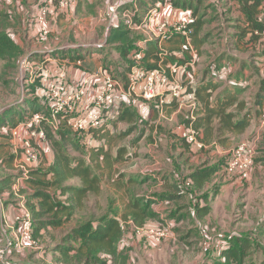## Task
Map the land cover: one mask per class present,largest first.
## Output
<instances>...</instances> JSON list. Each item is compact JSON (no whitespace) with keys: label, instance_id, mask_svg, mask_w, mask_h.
Returning a JSON list of instances; mask_svg holds the SVG:
<instances>
[{"label":"rangeland","instance_id":"374dc122","mask_svg":"<svg viewBox=\"0 0 264 264\" xmlns=\"http://www.w3.org/2000/svg\"><path fill=\"white\" fill-rule=\"evenodd\" d=\"M28 1L30 3H28ZM40 1L41 0H23V2L21 3L20 0V6H23L22 9L24 10L22 12L24 13V15L26 14V17L24 19V25L20 26V29L15 32V36L19 37L18 34L21 36L22 48H20V52L16 56L12 53L13 57L15 58L14 60L7 59L5 63L3 61H0V112L4 111L5 107L10 105V110H13V112L15 111L16 115L20 116L21 114L20 118H22L25 112L29 111L28 108H26L22 113H20L21 107L20 104H17V91L19 92L20 89L18 63L25 55L28 56L31 54L35 59L38 57L39 60L42 57L50 58L56 57L57 55V57L61 61H66L69 63V65H72L74 63L73 60L78 56H83L84 62H82V64L85 69L90 68L87 70H93L101 66L108 72L109 70L113 71L114 76L119 77L120 79L122 78V74L119 72L118 67H125L124 69H128L127 72L129 71L130 67V65L125 64V62H123L122 64H116L115 62L112 63L113 61H115V59H121L118 57L115 47L107 42L109 32L112 27H109L110 21L106 13V8L109 2H121L120 0H80L77 5L75 2L72 7L62 9L61 11H56V9L50 10L48 13L49 26L51 28L50 34L53 33L56 23L62 30H59L58 28V32L55 35L49 34L50 36L48 35L38 37L34 36L33 33L34 31H36L35 16L38 11V7L40 5H45V2L39 4ZM149 1L150 0H137V4L140 6L138 7L142 10V8L147 3H149ZM188 1L189 0H187V2ZM192 1L193 0H190V4ZM202 1L203 2L199 6V8L198 5H196V8L194 7V3H196L197 1H193V5L190 6L188 10L189 13H184L185 15H189V17L192 18V13H195L196 11V19L204 22L201 28V32L199 33V37L202 39L203 43V45L201 46V55L198 56L195 48L191 46V50L193 52V54H189L191 62L187 64L188 70L187 66L185 65L186 68L182 69L181 73L184 72V75H186L187 72H190L191 75L195 73L193 75L194 80H196V82L199 81V84L201 82V74L203 71V76H207L209 81H214L219 84L225 83L231 86L230 82L227 81L228 77L225 67L218 66L216 62L225 54H228L229 57H232L228 52H226V50L232 49L231 47L235 45L234 28H232V26L224 27L222 26V22L224 23L225 20H227V22H230L232 17L235 15V9L228 8L229 5L225 4L229 3L228 0ZM123 9L131 8L125 6V3H123ZM231 10L232 12H230ZM168 16L174 18L176 15L170 14ZM52 17H55V19H52ZM129 17H124L123 20L124 22H130L131 20H133L134 24H137L130 27L126 25V29L128 28L130 31L129 37L135 40H133V48H137L139 40L148 39L146 29H144L142 25L144 15H138V12H136V15H129ZM59 19H61V24L59 23ZM236 30L237 27L235 31ZM32 39H34L35 43H32ZM188 40H190L191 42V36L186 39V41ZM26 43H28L27 49H25ZM86 44L93 46H89L88 48H86ZM141 44L145 48L144 43ZM114 45L116 46L117 44L114 43ZM217 47H219V50H216ZM60 48L62 49V53L59 52L61 51L59 50ZM208 49L212 51L215 56H217L219 53L218 58H210ZM45 50H49L47 54L44 55L39 53ZM114 53H116L115 56L113 55ZM253 55L259 57L257 63L263 61L260 58L259 54ZM194 57L196 60H194ZM128 58L129 60H131L130 57ZM210 62L211 64L208 65V63ZM82 64L80 66L76 65L74 68H71V72L74 74L76 70L81 69ZM111 66L113 67V70L110 69ZM121 81H125L124 83H126L124 77L121 79ZM183 83L184 85L188 86V89H194L197 86H191L192 80L187 79V76L183 79ZM244 90L245 93L243 95V98H245V100L247 99V105L250 106L252 105L254 100H257L255 97V93H258L259 90L255 91L254 89H252L250 83H248L247 81ZM183 91H185V89ZM184 105H182L180 108L178 105L176 106V111L172 113L173 119H170L171 113L165 114V110V112L163 111L158 116L159 119H157L158 121L156 122L158 123V125H163L165 130L159 131L157 125V128H155L152 133V136L154 137L153 140L151 142H148V140L146 139L145 146H143V141L137 145L134 150L139 153L138 158L134 159L135 157H133L126 159V155H123V158L120 161V169L123 172L124 170L126 172L123 175L127 174L132 177L134 175V177H137V179H139L141 175L139 176L137 171L149 163L146 156L142 154L146 152L148 153V151H150L149 154L152 153L154 155H156L157 153H165L168 141V133L174 127L176 133H180L181 126H179V124L182 125L183 122H185L184 119L186 121H189V119H187L186 117L189 114L191 107H189L188 104H186L185 106ZM12 106L14 107L12 108ZM10 107L6 109H9ZM25 107H28V105L26 104ZM10 110L6 113L7 117H10L12 113ZM119 124L120 123H118V125ZM116 130L117 129L115 128V131ZM0 131L5 132L6 126H1ZM0 134L9 135L10 133ZM84 136L85 135L82 134L81 138H83ZM134 137L135 136L131 135L129 138L124 137L118 140L116 138L112 141V145H122V143H126L130 138L133 139ZM236 139H238V141L240 140V138ZM263 139L264 136L261 135L260 131V135H258L255 145L256 149L259 148L262 152H257V150L254 156H257V158L259 157V162L261 163H259L257 161L258 159H256V161L253 163L249 175L241 180L243 182L237 183L236 186H234L235 184H233V186L227 184L220 192L214 189L212 197L210 196V194L204 196L207 192L202 189L191 187L189 181H187L186 178L188 176L189 169H180V167L178 168V165L175 163L174 167L176 168V176L172 180V182L181 184V191L178 194V198H176V200L155 201V203L151 204L153 205V209L156 211H159V208L162 209V212L168 211L166 216L161 218L163 222L162 225H160L159 227H156L157 225L152 226L163 231H159L155 237L150 236L147 238L144 234H139L137 232L135 228L137 225L133 224L131 220L122 223L121 226L123 236L117 242L118 249H120L121 247H125L127 249L125 261L122 264H205L204 261L206 259L205 257L207 256L208 247L213 248L214 251L219 254L220 250L228 246V243L225 244L221 241L216 242L217 238H221V240H228L230 237L236 235H247L252 240V243H255L253 239L256 237L255 233H257L256 229H258L259 226L258 222H260L261 226H264V204H261V200L264 199V170H260L257 172L258 166L264 169V160L262 159L264 158V144L262 143L264 141ZM85 140L87 144L89 142L92 143V140H90L89 137H85L84 141ZM80 141L83 142L82 139ZM157 141H160L164 148H159L157 146ZM238 141L225 153V158L227 156V158L225 159V163L228 160L233 148L240 142ZM45 144L51 146L48 141H45ZM79 146L82 147V151L86 150L87 145L84 147L82 143H79ZM148 146L151 148V150L148 148ZM67 151L71 155H77L79 153L78 150L70 148L69 145ZM203 151L204 149L196 152L201 153ZM46 153H48V148L46 149ZM170 158L171 157H168V159ZM157 161H159L158 158L155 159V162ZM220 161L224 164V160ZM160 168L161 165L158 164V169ZM130 169L131 172L129 173ZM255 170L256 176H253L255 175ZM14 173L16 172L14 171ZM118 174H120V172H117L115 176ZM216 176L220 180L223 179L222 181L229 180L227 176L221 177L220 174H217ZM120 178L122 177L119 176V180H117L116 182L103 181L101 183V191L97 199L94 195H90L88 197V199L86 200L88 208H84V211L87 213L86 215H88L89 213H94L95 216L102 215L112 217L115 215L116 217L120 218V210L122 208L121 203H123V200H126V193L133 191L134 194L139 195L141 198H143L147 191H150L152 189L148 188L145 184L127 186L125 178H122L123 183L125 182V184L121 183ZM71 182L77 183L78 179H72ZM205 187L207 188V182L205 183ZM157 189H159V187H154L153 191ZM33 192V190L27 191V193L30 195ZM150 197L151 198L149 199L155 200V198H157L158 196L156 197L155 194L152 193L150 194ZM209 203L210 214L208 216L207 214L206 216H200L198 214V206H207V204ZM181 208H183V210H181L176 215L170 216L169 214L170 217L174 218H169V211H177L176 209L179 210ZM186 215H188L189 217L187 218ZM242 217L244 218L245 222L236 221L238 218ZM259 217L261 218L258 220ZM250 218L253 219L254 222H252ZM1 219L2 218H0V244L5 241V235L10 232H6V228ZM211 220L214 223L210 222ZM150 223L156 222H149L148 225H150ZM65 231L66 230L64 229V232ZM64 232H60L59 237ZM55 234L57 233L55 232ZM255 239L257 240V237ZM44 241L45 240L42 239V242ZM258 245L259 244L255 243V245L253 246L254 255L252 253L250 257H247V259L245 260L246 264H257L259 262V259L261 258L259 249H261V246ZM210 250L212 252V249ZM20 253H24V251ZM127 255L128 259H126ZM216 257H218V255L214 254L213 258ZM252 259H254V262ZM249 260H251V262ZM18 261L21 264L26 263H23L22 260ZM117 261L119 262V264L123 262L121 258H118Z\"/></svg>","mask_w":264,"mask_h":264},{"label":"trees","instance_id":"16d2710c","mask_svg":"<svg viewBox=\"0 0 264 264\" xmlns=\"http://www.w3.org/2000/svg\"><path fill=\"white\" fill-rule=\"evenodd\" d=\"M150 1L152 7L158 6L161 11V6L165 5L178 8L181 10L180 16L182 17L185 15L184 13L188 12L189 7L193 5V1L195 0H193L191 4L190 0L188 2L187 0ZM196 1L197 2L194 4L200 2V0ZM247 1L248 0H245V3ZM42 2H45V4L50 2L51 5L56 3V0H41L39 4ZM258 5L259 1L254 0L250 6H245L244 13L249 24L245 27H239L240 29L238 28V41L243 40L242 38L246 36L249 37L248 41H251L252 43H264L260 39V36L255 34V31L261 30L264 25L261 20L264 11L260 9V12H258L256 10ZM42 6L43 5H40L38 9ZM196 13V11L195 13H192V34L190 35L191 44L194 46L202 43L199 33L201 32L203 22L196 19ZM129 34L130 31L128 28L126 29L125 23H121L119 27L112 28L110 30L107 42L115 47L117 55L121 59H115L112 63L115 62L116 64H122L125 62V64H133L132 61L129 60L128 55L135 50V48H133L135 40L131 39ZM165 42H167L166 44H182L181 53L185 56V59L175 57V55L170 52V49H168L169 55L166 54L164 56L165 59L162 63L184 65L186 62H190L187 53L189 48L186 44V38L182 34H173ZM114 43L117 45L115 46ZM166 44L160 45L159 41L153 39L146 41L143 56L140 61L141 66L145 70L157 67L160 57L163 55V50L166 49ZM59 50H61L59 52L62 53V49L60 48ZM19 52L20 49L17 48L12 40L4 32L0 31L1 58L5 60H12V53L16 56ZM259 55L260 58H264L263 53ZM83 58V56H78L73 61H83ZM258 58L259 57L255 55L253 61L257 63ZM256 67L259 68L260 66L257 65ZM124 68L125 67H121V69H123L121 74L126 80L125 72L127 73L128 69ZM261 68H264V63ZM35 84L30 86L27 93L29 95L25 96L23 100L19 102L21 107L20 113H22L26 108L29 110L23 114L22 118H20L21 114L20 116L16 115L13 110L11 111L12 113L10 117L6 116V110L0 112V126H6V131L0 133L9 134L10 128L17 126L23 121L31 119L33 114L36 112H48L46 109L47 104L44 103L43 98L35 92L38 82ZM214 88L215 86L211 83H206L203 85H197L194 89H191L194 92L196 99H199L202 104L201 107L197 109L195 117L187 121L186 124H188V127L193 128V130L197 133L198 138L202 141H207L209 139L208 137L211 133H213V130L215 129L213 123L215 120L218 121L216 128L218 135L224 134L225 132L240 134L244 132L249 125L250 112H246L243 116L237 118L238 115L236 113L227 110L235 103L237 104L236 107H239V110L245 108V105L243 103L241 105V102L238 101L237 97L232 95L219 98L217 97L213 105L209 104L208 99L210 98L211 91ZM261 88L264 90V78L261 80ZM18 96L19 93L17 91V97ZM256 96L259 98L260 93H257ZM166 100L167 101H165L162 105L165 108L175 109L178 105L177 99L175 98L170 97L168 99L166 98ZM148 103H150V105ZM23 104H27L28 107H25ZM146 104H148V109L146 110L147 115L146 117H142L139 110H141L142 107L146 108ZM158 109L159 102L157 99L147 101L141 97L132 96L128 102L122 103L118 110L117 117L103 123L97 129H91L87 133H75L71 131L63 121H60V126L57 131H52L50 125L43 124L45 129L44 140L48 141L53 148V162L47 169L41 168L42 159L45 156V153L42 150L40 155V165L34 168L29 173L28 177L24 179L29 186L33 185V187H35V189L32 188V190L35 191L31 195L26 193L25 196L23 195V198L12 199L14 197L16 198V196L20 194V187H22V185H20L16 190L12 188L16 173L11 174L10 177H5V184L2 180V191H5L6 189L9 193V197L7 198H10V200H7L6 203L14 202L15 204L12 215L8 217V220L6 218L7 222H13L15 214L27 209L31 216L32 237L37 240V242H40V238L42 237L41 231L43 230H46L49 235L50 230L54 231L60 228V232H64L65 229L66 231L61 234L60 240L65 243L62 247L63 252L66 255V264H119L117 261L118 258H121L123 261L120 264L124 263L127 249L125 247H121L120 249L117 248V242L123 236L121 224L131 220L133 224L139 227H152L153 225H157L156 227H159L163 224L162 219L160 218L158 211L154 210L152 207L153 205L151 204L155 203V201L176 200L179 192L181 191V184L172 182L173 184L167 185L165 190L156 193L155 196H158L159 198L157 197L155 200L146 198L145 196L141 198L139 195L134 194L133 191V193L128 192V194L131 195V199L125 203L123 208L124 213L120 218L115 215L112 217L102 215L95 216L93 213L86 215L87 213L84 211V208H88L86 203L88 197L90 195H98L101 191L100 182L102 179H111L114 177V179L119 180V176L123 178L124 172L120 169V161L122 160L124 154L127 157L126 159L133 158L137 156V153L133 150V148L134 146H137L143 137H145L148 141L153 140L151 132L147 133L145 131L151 130L152 124L150 121L157 116ZM118 122L125 125L115 131ZM110 127L113 132L110 131ZM158 129L159 131L165 130L163 125H158ZM82 134L85 135L83 138H81ZM86 135H88L87 137L92 140V143L89 142L90 144H87L86 140L84 141ZM131 135L135 137L133 139L130 138L126 143H122V145L118 146L112 145V141L114 139L117 138L118 140L124 137L129 138ZM81 139L83 142L80 141ZM181 139L182 140H180V142L187 151L195 152L202 150L190 144L185 136L181 137ZM78 141L80 144L82 143L84 147L87 145L85 151L81 150L82 147L79 146ZM68 145L70 148L78 150L79 153L77 155L69 154L67 151ZM157 146L159 148H163L160 141H157ZM171 148L174 149L175 145L172 144ZM112 153H115L114 158ZM173 163L175 164L174 161ZM224 164H226L225 161ZM224 164L220 160L211 165L202 163L188 173V176L186 177L187 181H189L191 187L201 189L206 182H209L210 179L216 177L217 174H220L221 177L227 176L228 179H231V176L227 175L224 170ZM113 167H115V172L112 174ZM117 172H120V174L115 176ZM72 179H78L79 183H68V181ZM148 181L155 182L156 180L148 175L143 177L141 175L139 179L128 175L126 185H140L145 184ZM168 188H170V190H168ZM214 189L216 190V188ZM24 192L26 191L23 189L21 194ZM205 194L206 195L204 196L208 195V193ZM208 209V206H198V214L203 216L207 213ZM176 210L177 211H169L168 216L169 214L170 216L176 215L182 210V208ZM170 216L169 218H174ZM261 217H259L258 220ZM153 221L156 223H150V225H148L149 222ZM258 225L259 227L261 226L260 222H258ZM256 230L257 232L258 230L264 231V226H261ZM50 236H52V238L54 237L53 235ZM255 238L253 239L254 242L259 244L256 242L257 240ZM216 240V242L221 241L225 244L228 243L227 247H224L219 251L220 258L216 264H246L245 260L247 257H250L254 251L253 246L255 243H252V240L247 235H236L230 237L228 240H221V238H217ZM258 246H261L264 251V247L261 244ZM69 254H71V256ZM126 259H128V255L126 256ZM249 261L251 262V260Z\"/></svg>","mask_w":264,"mask_h":264},{"label":"built area","instance_id":"2783aa9c","mask_svg":"<svg viewBox=\"0 0 264 264\" xmlns=\"http://www.w3.org/2000/svg\"><path fill=\"white\" fill-rule=\"evenodd\" d=\"M75 2L76 0H56V3L50 5L48 2L39 8L35 16L37 32L34 31L33 35L48 36L51 32L48 20L49 11L54 9L61 11L72 7ZM262 10L264 11V7ZM106 13L110 21L109 27L117 28L121 23L129 27L137 25L133 20L124 22V17L136 14L131 9H123V3L109 2ZM159 13L158 6H153L144 15L142 25L146 29L148 39L139 40L137 48L130 53L129 57L133 64L127 72L126 83L115 77L112 71L108 72L101 66L94 70L81 68L73 74L71 68L76 65L80 66L82 61L77 60L69 65L68 62L61 61L57 55L50 58L42 57L39 60L38 57L35 59L30 54L25 55L19 61L20 89L17 104L29 95L27 93L30 86L38 82L35 92L47 104L48 112H36L31 119L9 129L13 140L11 153L16 172L12 184L14 190L18 189L29 173L41 163L40 155L45 143L43 124L50 125L52 131H57L60 121H63L75 133H87L117 117L122 103L128 102L132 96L141 97L147 101L157 99L159 105H163L166 98L171 97L177 99L179 108L185 103L191 107V110L198 107L194 92L191 89L188 90V86L183 83L184 72L181 73V70L186 68L185 65L173 63L164 65L161 62L157 67L145 70L140 64L144 52L141 43L145 46L147 40L153 39L161 44L176 33L182 34L186 39L192 34V18L189 15L171 18L168 15L159 17ZM261 20L264 23V14ZM255 34L259 35L264 42V25L261 30H256ZM89 46L93 45H85L86 48ZM48 51L39 53L45 55ZM185 137L196 148H204V143L198 138L193 128L188 129ZM255 142L256 139L242 141L233 148L224 165L227 175L240 180L249 175L254 163ZM2 219H4V224L12 229L14 237H6L5 241L0 244V264H21L10 255V252L13 249L23 250L36 245L32 237L30 213L25 209L15 214L11 223L7 222L4 215ZM135 228L139 234H144L147 238L155 237L159 231H163L156 227L136 226Z\"/></svg>","mask_w":264,"mask_h":264},{"label":"crops","instance_id":"0c3cea01","mask_svg":"<svg viewBox=\"0 0 264 264\" xmlns=\"http://www.w3.org/2000/svg\"><path fill=\"white\" fill-rule=\"evenodd\" d=\"M120 1H121L120 3H125V6L130 7L131 10H133L135 12V14H136V12H138V15L140 14L141 16L145 15L152 8L151 2L147 3L141 10V8H139L140 6L137 4L138 3L137 0H120ZM130 1H132V2H130ZM228 1L231 4H229V3L228 4L225 3V4L229 5L228 8L235 9L234 10L235 15L232 17L230 22H227V20H225L224 23L222 22V26H224V27L225 26H232V28H234L235 45H233L231 47L232 49L226 50V52H228L232 57H229L228 54H225L223 57H221L216 62V64L218 66L225 67L227 77H228L227 81L230 82L231 86H229L225 83L219 84V83L214 82V81H209L207 76L206 77L203 76V71L201 74V82L199 84H198L199 81L196 82V80H194L193 75L195 73H193V75H191L190 72H187L186 75H184V78L187 76V79H191L192 80L191 86H193V87L196 85H203L206 83H211L212 85L215 86V88L211 91L210 98L208 99L210 105L214 104L217 97L219 98V97L230 96V95L237 97L238 101L241 102V105H242V103L245 105V108H243L242 110H239L238 109L239 107L237 108L236 107L237 104L235 103L231 107H229L227 110L233 111V113H236L238 115L237 118L243 116L246 112H250V114H249L250 115L249 116L250 117L249 125L244 130V132H242L240 134H232L229 132H227V133L225 132L224 134L218 135V132L216 131L218 121L215 120L213 123L214 128H215L213 130V133H211V135L208 137L209 139L207 141L206 140L202 141L205 145L203 148L204 151L201 153L196 152V151L195 152H189L186 150V148L180 142V140H182L181 137H184L185 134L187 133L188 129L190 128V127H188V124H186L187 121L184 119L185 122H183L182 125L179 124V126H181V132L180 133H178V134L176 133V130L174 129L175 127L172 128L171 131L168 133V141H167L165 153L164 152H163V154L157 153L156 155H154L152 153L149 154L150 151H148V153L146 152V153L142 154V155L146 156V158L148 159L147 161L149 163L137 171L139 176L142 175V177H143V176L148 175V176H151L153 179L154 178L156 179L155 182L148 181L145 183V185H147L148 188H152L150 191H147V193L145 194L146 198H151L150 194L153 193L156 195V193H158L159 191L165 190L167 185L173 184L172 180L176 176L175 175L176 169L174 167L173 161L178 165V168L180 167V169H186V170L189 169L188 170V173H189L195 167H197L198 165H201L202 163H206L207 165H211L213 163H216L219 160L225 161L227 156L225 158L224 155L229 148L233 147L237 143L238 139H236V138H240V140H239L240 142L246 141V140H251V139L257 140L258 135H260V131H261V135L264 136V130H263L264 129V122L262 121V118L264 115V90H263V88H261V80L264 78V68H261V66L263 65L264 62L260 61L259 63H256L255 61H253V59H254L253 54H262L264 52V43H258V44L252 43L251 41H248L249 37H246V36L243 37L242 38L243 40H241V41H238L239 39L237 38V35H238L237 33H239L238 28L239 27H245L247 24H249V22L247 21V17L245 16V13H244V8L246 5L250 6L254 2V0H248L246 3H245V0H228ZM258 1H259V5L256 7V10L258 12H260V9L262 10V8L264 6V0H258ZM22 2H23V0H21V3ZM76 2L78 3V2H80V0H77ZM112 2H115V1H112ZM202 2L203 1L200 0L199 3L194 5V7L196 8V5H198V8H199V6L201 5ZM28 3H30V2L28 1ZM35 5H37V4H35ZM22 7L23 6H20V0H0V31L4 32L12 40V42L17 46V48H19V49L22 48L21 36L18 34L19 37H16L15 32H17L20 29V26H23L25 23L24 19L26 17V14L24 15V13L22 12V11H24L22 9ZM161 8H162V11H160L159 17L170 15V14H174V15H176L175 17H179L180 12H181L180 9L174 8L172 6H166L165 5V6H161ZM33 11H34V9H33ZM230 12H232V10ZM250 12H252V11H250ZM52 19H55V17H52ZM20 20H21V24H20ZM60 20L61 19H59V23L61 24ZM236 27H237V30L235 31ZM58 28H59V26L56 23L54 26V30L52 29L53 33L50 35H55L58 32ZM59 30H62V29L59 28ZM32 43H35L34 39H32ZM166 43L167 42H161V44H166ZM186 44L189 48L187 50L188 59H190L189 54H193V52L191 50V46L193 48H195V51H197L198 56L201 55V46L203 45V43H201L199 45L197 44V46H194L191 44L190 40H188ZM181 45L182 44H173V43L166 44V49L163 50L164 52L162 53L163 55L160 57L159 64L161 62H163V60L165 59L164 54L169 55L168 49H170V52L172 54H174L175 57L185 59V56L182 55V53H181ZM27 48H28V43H26L25 49H27ZM216 50H219V47H217ZM208 52L210 54V58L214 57V59H217L219 56V53L217 56H215L214 53H212V51H210L209 49H208ZM113 55L115 56L116 54H113ZM14 59L15 58L12 57V60H14ZM261 59L264 61V58H261ZM194 60H196L195 57H194ZM0 61H3L5 63L6 60L2 59L0 56ZM82 62H84V61H82ZM211 62L208 63V65L211 64ZM188 63L189 62H186L184 64L187 66V70H188V65H187ZM163 64L167 65L168 63H166V64L163 63ZM257 65H259L260 67L259 68L256 67ZM82 68L85 69L83 67V64H82ZM112 68L113 67L111 66L110 69L113 70ZM191 68H189V69H191ZM87 69H90V68H86L85 70H87ZM118 69H119L120 73L123 72V69H121V67H118ZM125 74L127 76L126 72H125ZM117 78L120 79L119 77H117ZM122 78H123V76H122ZM126 79H127V77H126ZM204 81H207V82H204ZM246 81L248 83H250L252 89H254L255 91L259 90L258 93H260L259 98H257V96H256L257 92L255 93V97L257 98V100H254L252 105H250V106H248L246 104L247 99L245 100V98H243V95L245 93L244 88L246 86ZM197 102H198L197 108L199 109L201 107L202 103L199 101V99H197ZM148 104L150 105V103H148ZM148 104L145 105L146 108L142 107L141 110H139L140 115L142 117H146V115H147L146 110L148 109ZM9 106L10 105L5 107V109H4V111L6 110V113H7V111H9L11 109V107L9 109H6ZM12 107H14V106H12ZM176 109H177V107L175 109H168V108L163 107L162 105H159L157 116H155L152 121L149 120L150 123L152 124L151 130L150 131L146 130L145 132H147V133L151 132V135H152L153 130L155 128H157V125H158V123L156 122V121H158L157 119H159L158 116L165 110L166 111V112L164 111L165 114L171 113L170 119H173L172 113L174 111H176ZM194 110L189 111V114L186 117L187 119L191 120L194 118V116L196 115V114H194ZM10 111H12V110H10ZM118 123H120V122H118ZM118 123H117V125H118ZM123 125H124L123 123H120L116 127V129H119ZM111 129L112 128L110 127V131L113 132ZM0 132H3V131H0ZM201 137H202V134H201ZM152 138H154V137L152 136ZM142 141L144 142L143 146H145L146 138L143 137L139 141V143ZM12 142H13V140L11 139L10 134H9V137H8V135L0 134V171H2V172H0V218H2L4 215V218H7V220H8V217H10L12 215V212L14 211V208H15V204H14V202H7L6 203L7 200H10V198H7V197H9V193L6 189H5V191H2L1 182L3 180V183H4L5 177L10 176L11 174H14L13 156L11 153ZM148 142H151V141H148ZM262 143L264 144V141ZM172 144L175 145L174 149L171 148ZM50 147L51 146H48L47 144L44 143V147H43L44 150L43 151L46 155L42 159V163H41L42 169H47L48 166L51 165L53 162L54 152H53V148L52 147L50 148ZM136 147L134 146L133 150ZM47 148H48V153H46ZM148 148L151 150V148L149 146H148ZM163 148H164V146H163ZM134 151H136V150H134ZM256 151L260 152V153L262 152L259 148L256 149V145H255V153H256ZM136 153H137V156H135L134 159L139 157V153L138 152H136ZM255 153H254V155H255ZM112 156L114 158L115 153H112ZM9 157H10V159H9ZM168 157H171L172 159L171 158L168 159ZM263 157H264V153H263ZM156 158H158L159 161L155 162ZM256 159H258L257 160L258 162L260 161L259 157L257 158V156H254V162L256 161ZM262 159L264 160V158H262ZM259 163H261V162H259ZM158 164L161 165L160 169H158ZM154 167H156V168H154ZM260 170H264V169L262 167L258 166L257 172ZM3 172H6V173H3ZM114 172H115V167H113L112 174ZM130 172H131V169L129 170V173ZM124 173H126L125 170H124ZM144 173H146V174H144ZM253 176H256V170H255V175H253ZM133 177H134V175H133ZM123 178H125V182H126L128 175L127 174L124 175ZM120 179H121V183L125 184V182L123 183V179L122 178H120ZM222 180L218 179L216 176V177L210 179L209 182H207V188L204 185L201 189L204 190L205 192H207L208 194H210V196L212 197V195H213L212 193L214 192V188H216V190H218L220 192L223 189V187L227 184L232 185V186H233V184H235L234 186H236L237 183L243 182L240 179H235V178H231L227 181H222ZM71 181L72 180L68 181V183H72ZM103 181H105V182H110V181L116 182L117 180L114 179V177L111 179L104 178L101 180L100 186H101V183ZM78 183H79V180L77 183H73V184H78ZM21 185L23 188L20 187V192L23 189L26 191L23 193L24 196L27 193V191L32 190V188L35 189V187H33V185L29 186L27 182H23ZM154 187H159V189L153 191ZM168 190H170V188H168ZM33 191H35V190H33ZM99 194H100V192H99ZM23 195L19 194L18 196H16V198L14 197L12 199L23 198L24 197ZM28 195H30V194H28ZM98 195H95L96 199H97ZM126 196H127L126 200H123V203H121L122 204V208L120 210L121 216L124 213L123 208H124L125 203H127L128 199H130V197H131V195L128 193H126ZM263 200H261V202H262L261 204H264ZM158 206H159V204H158ZM207 206L209 208L207 213H206L208 216L210 214L209 213L210 203L207 204ZM113 207H114V205H113ZM263 207H264V205H263ZM161 210L162 209L159 208L158 214H159L160 218H163L164 216H166L168 211L162 212ZM182 210H183V208H182ZM206 214H204L203 216H206ZM186 217L188 218L189 216L186 215ZM209 218H211V217H209ZM1 220L3 222L4 219H1ZM251 220H252V222H254L253 219H251ZM236 221L245 222L243 217L238 218ZM210 222H213V221L211 220ZM4 226L6 228V232L10 231L7 235H5V237L13 238L14 232L12 231V229H10L9 226H7L5 224H4ZM259 228L260 227L258 226V229ZM55 232L57 234H55ZM59 233H60V228L58 230H54V231L50 230L49 236L47 234V231L43 230V231H41L42 237L40 238V242H37L34 247H28L27 249H23V250L13 249L10 252V255H12V257L17 259V260H22L23 263L26 262L25 264H66L65 263V256L66 255L64 254L63 247H62L63 245H65V243H63L59 239L60 238ZM50 235H53L54 237L52 238V236H50ZM256 237H257V243L261 244L264 247V231L258 230V232L256 233ZM42 239L45 241L42 242ZM210 249H212V252ZM22 251H24V253H20ZM259 253L261 254V258L259 259V262L257 264H264V251L262 248L259 249ZM214 254L218 255V257L213 258ZM69 255L71 256V254H69ZM253 255H254V253H253ZM205 258H206L205 261L202 259L205 262V264H216L220 257H219V254H217L213 248L208 247L207 248V256ZM253 262H254V259H253Z\"/></svg>","mask_w":264,"mask_h":264},{"label":"clouds","instance_id":"9594fccd","mask_svg":"<svg viewBox=\"0 0 264 264\" xmlns=\"http://www.w3.org/2000/svg\"><path fill=\"white\" fill-rule=\"evenodd\" d=\"M191 27H192V26H191ZM196 110H197V109L195 108V110H194V111H195V114H196ZM194 117H195V116H194ZM263 118H264V115H263ZM263 118H262V121H263Z\"/></svg>","mask_w":264,"mask_h":264}]
</instances>
